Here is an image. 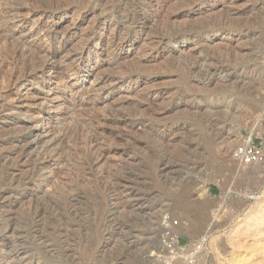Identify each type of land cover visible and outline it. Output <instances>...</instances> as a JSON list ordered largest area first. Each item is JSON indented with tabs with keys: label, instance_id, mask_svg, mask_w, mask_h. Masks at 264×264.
Instances as JSON below:
<instances>
[{
	"label": "rangeland",
	"instance_id": "rangeland-1",
	"mask_svg": "<svg viewBox=\"0 0 264 264\" xmlns=\"http://www.w3.org/2000/svg\"><path fill=\"white\" fill-rule=\"evenodd\" d=\"M252 134L264 0H0V264H264Z\"/></svg>",
	"mask_w": 264,
	"mask_h": 264
},
{
	"label": "built area",
	"instance_id": "built-area-1",
	"mask_svg": "<svg viewBox=\"0 0 264 264\" xmlns=\"http://www.w3.org/2000/svg\"><path fill=\"white\" fill-rule=\"evenodd\" d=\"M238 161L243 165H256L264 160V146L257 143L255 135L252 134L244 138L241 144L236 148ZM180 226L179 220H174L165 216L161 222V245L169 254L173 255L180 249V242L175 229Z\"/></svg>",
	"mask_w": 264,
	"mask_h": 264
},
{
	"label": "bare ground",
	"instance_id": "bare-ground-1",
	"mask_svg": "<svg viewBox=\"0 0 264 264\" xmlns=\"http://www.w3.org/2000/svg\"><path fill=\"white\" fill-rule=\"evenodd\" d=\"M41 68H42V69H40V72L43 71L44 66L41 67ZM40 72H39V73H40ZM33 73H34V72H33ZM256 126H257V124H256ZM256 128H257V127H256ZM256 128H255V129H256ZM253 129H254V128H253ZM255 129H254V130H255ZM45 164H46V162H44V160H43V162H42L41 164H39V167L42 168V167H44ZM206 238H207V237H205V238L202 240L203 243H204V242H207V239H206Z\"/></svg>",
	"mask_w": 264,
	"mask_h": 264
}]
</instances>
